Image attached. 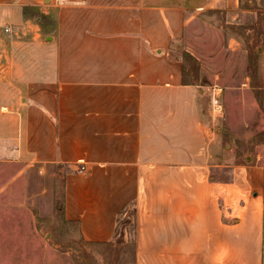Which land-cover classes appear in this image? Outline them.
Listing matches in <instances>:
<instances>
[{
	"label": "crops",
	"instance_id": "1",
	"mask_svg": "<svg viewBox=\"0 0 264 264\" xmlns=\"http://www.w3.org/2000/svg\"><path fill=\"white\" fill-rule=\"evenodd\" d=\"M196 13L151 0H0V164L14 169L9 183L61 166L64 216L90 242L115 240L132 205L135 264H264L262 173L234 162L264 117L244 135L211 115L208 85L177 56ZM260 48L264 94V37Z\"/></svg>",
	"mask_w": 264,
	"mask_h": 264
},
{
	"label": "rangeland",
	"instance_id": "2",
	"mask_svg": "<svg viewBox=\"0 0 264 264\" xmlns=\"http://www.w3.org/2000/svg\"><path fill=\"white\" fill-rule=\"evenodd\" d=\"M151 1L182 5L187 12L199 11L177 56L183 59L188 76L194 75L208 85L210 112L212 86L222 88L224 115L216 120L249 135L251 118L255 124L264 117V94L254 90L261 78L264 0H240L245 10L236 17L220 10L202 14L197 8L207 0ZM255 98L262 108L255 109L258 111L250 106ZM251 131L257 143L237 144L234 162L258 166L264 194V126ZM9 167L0 164V264H135L132 205L119 218L115 240L90 242L81 236L78 223L64 216L61 166L25 168L11 183L7 178L14 169ZM229 169L220 178L230 179Z\"/></svg>",
	"mask_w": 264,
	"mask_h": 264
},
{
	"label": "built area",
	"instance_id": "3",
	"mask_svg": "<svg viewBox=\"0 0 264 264\" xmlns=\"http://www.w3.org/2000/svg\"><path fill=\"white\" fill-rule=\"evenodd\" d=\"M222 88L215 84L212 86L211 91V115L214 119L222 117L224 115V105L221 101ZM85 165H81V169H84Z\"/></svg>",
	"mask_w": 264,
	"mask_h": 264
}]
</instances>
